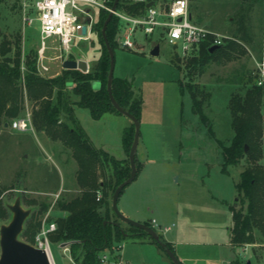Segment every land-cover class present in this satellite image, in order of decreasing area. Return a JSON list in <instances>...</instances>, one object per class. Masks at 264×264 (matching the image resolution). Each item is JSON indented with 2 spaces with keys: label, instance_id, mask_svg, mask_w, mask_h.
<instances>
[{
  "label": "rangeland",
  "instance_id": "374dc122",
  "mask_svg": "<svg viewBox=\"0 0 264 264\" xmlns=\"http://www.w3.org/2000/svg\"><path fill=\"white\" fill-rule=\"evenodd\" d=\"M191 11L195 22L208 26L224 40L235 38L239 19L244 18L250 39L241 42L247 52L233 60L213 61L201 74L194 73L191 77L187 58L179 56L177 49L165 40L159 41L161 51L157 56L151 54L155 39L148 40L140 33L136 35V50L120 46L116 49L115 76L128 79L135 95L143 99L139 157L144 150L147 153L142 159H153L125 187L119 208L122 211L127 200L139 206L144 215L142 222L151 224L163 239L179 241L174 251L185 264H231L234 259H239L240 264H264V236L259 231L254 244L244 248L231 244L232 205L247 209L236 183L248 162L243 159L230 165L229 172L222 171L224 158L218 143V140L228 143L234 135L231 94L242 93L250 86L238 80L239 76L243 71L254 72V56L258 59L262 56L264 0H191ZM0 31L12 40L20 34L23 56L38 52V63L40 25L35 21L32 26H25L19 2L0 0ZM90 38L78 42L71 53H62L58 40H49L44 52L49 71L39 72L40 75H59L65 69V59H85L90 71L102 49L95 33ZM191 80L211 93L204 107L209 124L194 112L191 94L181 87V81L186 85ZM32 108L33 102L26 101L24 113ZM262 108L264 113V105ZM75 113L96 147L115 157L123 155V130L132 122L127 116L110 112L95 119L84 107H76ZM124 156H128L127 151ZM260 162L264 163V157ZM78 167L71 149L61 140L51 139L45 131L39 132L35 127L24 132L2 127L0 202L4 209L0 226L12 219L8 205L19 196L25 208L36 212L33 221L42 223L49 213L52 219L67 214L57 207L55 194L61 192L69 198L76 194ZM109 198L112 199L111 194ZM43 202L48 203L46 208ZM111 215L112 220L117 218L130 230L132 225L122 221L114 210ZM128 217L138 220L136 216ZM27 220L24 230L30 226ZM164 226L171 229L164 231ZM24 230L20 238L32 243L34 234L30 235L29 230L35 229ZM62 243L51 237L56 264L74 263L69 243L68 249ZM121 245V249L114 246L106 249L108 260L104 264H116L118 260L130 264H173L166 251L148 234L128 236Z\"/></svg>",
  "mask_w": 264,
  "mask_h": 264
},
{
  "label": "trees",
  "instance_id": "16d2710c",
  "mask_svg": "<svg viewBox=\"0 0 264 264\" xmlns=\"http://www.w3.org/2000/svg\"><path fill=\"white\" fill-rule=\"evenodd\" d=\"M121 7L128 12L138 13L145 5L122 4ZM109 14L108 11H100L95 21L94 33L102 49L101 55L88 72L65 68L59 75L44 77L40 75L37 66L38 52L23 56L21 35L16 34L12 40L0 31V129L7 127L6 124L10 127L14 119L22 117L26 113V101H31L33 126L39 132L45 131L53 140H61L71 149L79 166L76 194L69 198L60 192L56 201L57 207L67 214L55 219L48 217V220L57 223V229L51 234L52 240L69 243L74 260L71 264H104L101 255L106 249L113 246L121 249V243L126 237H144L147 234L135 226H130V231L117 218H111L113 209L109 196L111 194L113 197L117 185L131 173L129 153L135 136L134 123L131 122L123 130V146L128 156L120 159L92 143L75 113L76 107H84L89 109L93 118L101 119L106 113L118 112L107 88L111 59L102 34ZM239 20L234 39H226L218 49L211 52L214 39L211 36L201 43L197 53L186 59L191 77L194 73L201 74L213 61L233 60L247 52L241 41L250 39L249 27L244 18ZM121 24L120 19L113 16L107 26V37L115 52L120 46L118 36ZM255 77L256 74L250 70L243 71L239 76L238 80L250 86L245 87L242 93L236 91L231 94L229 106L234 135L228 143L218 140L224 158L222 171L229 172L230 165H236L243 159L248 162L236 183L238 194L243 196L247 209L232 205L231 242L241 247L256 243L257 231L264 236V163L260 162L264 157V85L259 86ZM180 84L191 94L194 112L209 124L204 107L211 93L201 89L193 80L186 85L182 81ZM112 87L120 105L141 119L143 99L135 95L133 84L126 78L114 75ZM136 161L139 172L141 164L137 156ZM99 194L101 197L98 199ZM42 204L45 208L48 206L47 202ZM2 207L0 202V216L4 209ZM35 213L27 220L30 222L29 228L26 226L24 230L35 229L29 230L30 235L34 234L32 244L42 224L33 221ZM163 240L174 249L171 242ZM153 241L161 246L155 239ZM232 264H240L239 259Z\"/></svg>",
  "mask_w": 264,
  "mask_h": 264
},
{
  "label": "built area",
  "instance_id": "2783aa9c",
  "mask_svg": "<svg viewBox=\"0 0 264 264\" xmlns=\"http://www.w3.org/2000/svg\"><path fill=\"white\" fill-rule=\"evenodd\" d=\"M14 1L21 5L25 26H32L35 21L39 22L41 47L37 66L42 74L49 71V66L44 62V52L48 41L58 40L61 52L71 53L78 42L91 39L100 11H108L120 19L122 24L118 41L120 47L125 49H137L136 35L139 33L148 40L155 39V45L160 44V40L171 43L183 58L194 54L201 43L211 36L214 38L212 45H220L225 42L220 34L193 20L191 0H118L116 8L114 7L116 0ZM150 2L153 4L149 6ZM122 4H144L145 8L139 10L138 13H131L121 7ZM88 19L89 22H87ZM262 44V56L259 59L254 56L256 63L254 74H256L255 80L259 86L264 85V31ZM32 117L31 111H27L22 117L14 119L10 127L23 132L34 130ZM59 196L60 192L55 194V201ZM100 197L101 194L98 199ZM49 214L43 219L33 244L45 249L51 262L56 264L51 249V234L57 229V223L54 220H48ZM153 222L157 224L155 219ZM163 229L168 231L171 226H164ZM66 244L68 245V242ZM67 245L64 246L65 249H68ZM107 260L108 254H102V263H106ZM116 264L130 263L126 260H118Z\"/></svg>",
  "mask_w": 264,
  "mask_h": 264
},
{
  "label": "water",
  "instance_id": "95a60500",
  "mask_svg": "<svg viewBox=\"0 0 264 264\" xmlns=\"http://www.w3.org/2000/svg\"><path fill=\"white\" fill-rule=\"evenodd\" d=\"M118 4V0L115 2V8ZM153 2H150L148 5H152ZM113 17V13H110L108 19H106V23H104L102 28V34L105 38V44L107 46L109 55H110V70L108 76V92L113 103L115 109L121 114L127 116L135 125V133L133 143L129 153V159L131 164V173L130 176L117 185L116 190L114 191L112 197V209L118 215V217L137 228L142 229L144 232H147L153 239L158 241L161 246L166 251L167 255L173 261L174 264H182V261L176 255L174 249H172L161 237L160 233L156 231V229L142 221L134 220L126 216L119 208V199L124 191L125 187L132 183L137 175H138V167L136 156L138 153V146L140 143V135H141V120L135 116L133 113L125 109L114 96L113 93V80L115 75V64H116V56L113 47L110 44V41L107 37V26L110 20ZM90 20L88 19L87 22ZM85 31V28H83ZM219 44L212 45L210 47V51L213 52L218 49ZM161 47L160 44H156L151 49V54L157 56L160 54ZM63 67L67 69H80L84 72L89 71V63L85 59H65L63 61ZM8 127V124H6ZM246 149H248V145H246ZM9 209L12 211V219L8 223H3L0 227V264H53L46 252L45 249L39 248L30 242L24 241L20 238V234L24 230L25 222L29 215L32 213L30 208H25L22 204L21 196L17 197L12 204L8 205ZM67 242H63L62 246H65Z\"/></svg>",
  "mask_w": 264,
  "mask_h": 264
},
{
  "label": "crops",
  "instance_id": "0c3cea01",
  "mask_svg": "<svg viewBox=\"0 0 264 264\" xmlns=\"http://www.w3.org/2000/svg\"><path fill=\"white\" fill-rule=\"evenodd\" d=\"M154 47V46H153ZM126 127V126H125ZM122 142H123V140H122ZM139 149V148H138ZM123 151L125 152V149H124V146H123ZM124 152H123V155H121L119 158L120 159H123V158H126V156H124ZM139 150H138V153H137V158H138V160H139V163L141 164V169L139 170V172H138V175H137V177H136V179L138 178V176H139V174H140V172L141 171H143L144 169H146L145 167L147 166V164L150 162V161H152L153 159H148L147 161H144L142 158H144L145 156H146V153L147 152H144V150H143V153H142V157H139ZM144 156V157H143ZM117 157V158H118ZM236 199H238V197L236 198ZM122 211L125 213V215L126 216H136L135 218H137L138 220H142L143 219V217H144V215H143V211L140 209V207L139 206H134V205H132V204H130L129 203V200H127L126 201V204H125V207H123L122 208ZM153 221V220H152ZM232 227V226H231ZM230 232H231V228H230ZM230 238H231V233H230ZM167 241H169V242H171V244L173 245V248H176V245H177V242H179L177 239H166ZM231 244H233L232 242H231ZM235 246V245H234ZM245 247V246H244ZM243 247V248H244ZM248 247H246V249H247ZM234 260H236V259H234ZM233 260V261H234ZM184 264H185V262H184V260H181ZM232 261V262H233ZM232 262H231V264H232Z\"/></svg>",
  "mask_w": 264,
  "mask_h": 264
}]
</instances>
